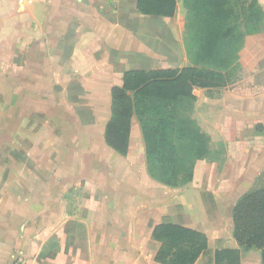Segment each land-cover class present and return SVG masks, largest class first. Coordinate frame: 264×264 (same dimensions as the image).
I'll use <instances>...</instances> for the list:
<instances>
[{"label":"crops","instance_id":"0c3cea01","mask_svg":"<svg viewBox=\"0 0 264 264\" xmlns=\"http://www.w3.org/2000/svg\"><path fill=\"white\" fill-rule=\"evenodd\" d=\"M136 4L0 0V264L17 258L23 264H161L147 247L160 220L147 231L141 227L157 209L165 216L177 214L176 206L191 213L186 187L195 190L202 165L216 167L197 159L189 183L161 184L148 173L136 118L126 155L105 144L110 89L122 85L124 71L189 65L170 26L179 0L173 17L141 15ZM261 61L264 30L247 35L239 51L243 84L194 87L205 91L203 101L211 104L205 117L225 144L224 188H256L264 172ZM141 188L162 189L163 196L152 204L133 202ZM214 195L218 206L229 201ZM237 199L230 204L227 233L214 229L216 240L209 228L218 219L190 215L191 222L181 224L203 231L213 254L238 248L231 216ZM251 250L241 254L240 264H261L260 251Z\"/></svg>","mask_w":264,"mask_h":264},{"label":"trees","instance_id":"16d2710c","mask_svg":"<svg viewBox=\"0 0 264 264\" xmlns=\"http://www.w3.org/2000/svg\"><path fill=\"white\" fill-rule=\"evenodd\" d=\"M183 5L189 65L124 71L122 85L110 89V115L103 133L108 148L126 155L131 121L136 118L149 175L173 187L189 183L195 161L209 155V137L189 115L196 99L194 87L228 85L245 37L264 30V10L258 0H251L247 12L241 0H183ZM136 6L141 15L173 17L177 0H137ZM138 195L133 202L152 204L163 190L141 188ZM231 216L238 248L217 249L210 264H240L241 253L250 249L260 251L264 264V187L243 193ZM151 241L153 259L161 264H195L208 249L203 231L170 216L152 227Z\"/></svg>","mask_w":264,"mask_h":264},{"label":"rangeland","instance_id":"374dc122","mask_svg":"<svg viewBox=\"0 0 264 264\" xmlns=\"http://www.w3.org/2000/svg\"><path fill=\"white\" fill-rule=\"evenodd\" d=\"M250 3H251V0H241L242 10L247 12L248 9H250ZM258 4L260 5L261 8L264 9V0H258ZM185 12L186 11L183 5V0H179L178 15L175 17L172 24L170 25L171 28L175 30L173 31L172 36L176 40V43H175L176 48L178 46H181L184 43ZM263 27H264V22H263ZM176 52L179 54L178 50H176ZM178 63L181 66L184 62L182 60V62H178ZM187 63H190L189 59H187ZM258 66L263 67L264 61L259 62ZM262 76L260 80H264ZM230 79H231V82L225 87L226 89L231 88V86L235 84L241 85L243 84V80L247 79L246 75L244 74V69L240 63L233 70ZM255 81H257V77ZM222 90L221 89L217 91L213 90V92L215 91L216 93L219 94V93H223ZM204 92L205 91L202 89L194 88V95L197 100H195L193 109L191 110L189 115L191 118H193L198 123L201 131L205 132L207 136L209 137V155L206 161L215 162V164L217 165H215L216 166L215 168L211 167V165H205V167L204 165H202L203 167H201V169L199 170V173H198L199 175L196 177V180H195V185H194L195 188L192 187L195 190L190 191L189 187H186L187 191H185V193L187 195V202L191 204L192 212L187 213L183 211V209L181 210V207L176 206L175 209L177 211V214L171 215L170 217L173 221L177 223H186V222L190 223L191 222L190 215H193L196 220H201L205 216L209 217L207 219H211V218L218 219L220 220V222L218 223V226H216L215 228H209V229H213L211 231V237L214 240H216L217 232L214 229H220V230H223L224 233H227V230H228L227 222H228V218L230 215V207H231L230 204L232 201L236 200L244 191H246V189L241 188V189L234 190L233 188L228 189V188L222 187V184H221L222 176L220 175H221L222 166L224 165V161H225V153L227 152H226L225 144L220 143L217 140V134L216 133H215L216 135L214 134V131L211 125H209L208 120L205 117L208 113H210L211 104L203 101L204 99L203 95L205 96ZM180 111L182 114L185 113L183 109ZM213 138H216V139L213 140ZM137 151L138 149L136 150V153ZM258 178H259L258 181H256L254 184L255 187H264V172L261 175H259ZM223 179L225 178L223 177ZM203 184H205L204 188L201 187V185ZM213 184L215 186V189L210 191ZM182 189L184 190L185 187ZM214 192L217 193V195L219 196L220 203H222L225 198L226 200L227 198H229V201L228 202L225 201L224 204H220L218 206L217 202L215 201ZM163 212L161 209H157L155 213L151 212V221L147 223V226H142L141 227L142 230L147 231L148 227L150 226L152 227L155 221L161 220L162 217L165 216L163 215ZM78 244H83V242L78 241ZM215 245H219V243H216ZM147 247L149 249L153 248L154 247L153 241L149 240L147 242ZM244 252L245 251H243L242 253ZM251 252H253V254L255 255L259 254V251L256 249L251 250ZM212 259H213V252H212V249H209L202 256L201 264H210Z\"/></svg>","mask_w":264,"mask_h":264},{"label":"built area","instance_id":"2783aa9c","mask_svg":"<svg viewBox=\"0 0 264 264\" xmlns=\"http://www.w3.org/2000/svg\"><path fill=\"white\" fill-rule=\"evenodd\" d=\"M15 264H23V260L18 259V260L15 262Z\"/></svg>","mask_w":264,"mask_h":264}]
</instances>
